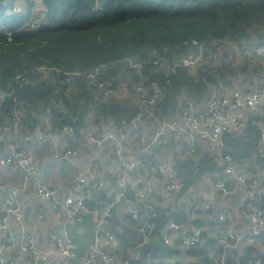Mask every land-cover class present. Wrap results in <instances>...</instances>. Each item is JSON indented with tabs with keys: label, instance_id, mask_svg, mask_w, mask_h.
Masks as SVG:
<instances>
[{
	"label": "trees",
	"instance_id": "16d2710c",
	"mask_svg": "<svg viewBox=\"0 0 264 264\" xmlns=\"http://www.w3.org/2000/svg\"><path fill=\"white\" fill-rule=\"evenodd\" d=\"M5 1L10 5L3 6ZM16 4H24L27 10L6 15ZM33 6L38 9L33 10ZM7 31L12 33V39H8ZM220 39L264 47V0H0V91L10 92L4 99L0 96V129L13 122L18 107L14 97L24 107L20 120L23 135L35 133L45 116L52 119L54 130L62 131L63 126L69 125L77 136L87 128V112L94 104H97L95 128L109 123L125 129L123 122L128 123L139 111L137 96L136 101H131L130 96L120 98L119 93L102 95L106 89L121 90L122 83L135 92L134 86L144 82L148 95L152 96L150 83L158 82L161 94L154 113L165 120L175 118L186 111L189 99L196 103L208 99L210 86L217 82L216 75H223L233 63L219 66L213 61L190 68L178 66L173 72L168 69L176 59L196 50L193 41L209 52H216ZM159 56L170 65L168 69L153 64ZM125 58L144 61L142 70L138 72L126 62L115 63ZM250 64L247 58L236 68L247 81ZM43 65L51 70H34ZM96 68L102 70L99 80L105 85L102 90L85 76L66 74L75 71L86 74ZM257 72V68L250 72L252 78ZM18 74H26L29 83L15 79ZM248 121L243 130L228 131L224 138L236 161L245 159L244 162L252 164L260 157V151L253 148L251 140L256 135L261 141V129L252 121L264 122V106L252 110ZM199 143H196L199 165L189 159L177 160V177L183 184L178 200L204 177L222 171ZM188 149H191L189 142ZM153 158L159 162L155 155ZM233 186L230 183V188ZM101 191H94V197L86 201L89 208L96 207L97 201L109 199L110 193ZM126 196L135 198L132 190H127ZM165 210L153 217L155 237L173 216L167 215L169 208ZM179 211L175 216L177 222L182 220ZM86 218L87 215L78 222L84 223ZM160 239L155 238L159 244L148 247L145 253L164 258L166 247ZM255 252L254 247H249L241 264H252L259 255ZM144 258L142 253L140 258L130 259L129 264H144L147 259ZM228 262L233 264L234 259L228 257Z\"/></svg>",
	"mask_w": 264,
	"mask_h": 264
},
{
	"label": "built area",
	"instance_id": "2783aa9c",
	"mask_svg": "<svg viewBox=\"0 0 264 264\" xmlns=\"http://www.w3.org/2000/svg\"><path fill=\"white\" fill-rule=\"evenodd\" d=\"M3 6H9L10 2L5 1ZM37 6H33V10H37ZM27 7L24 4H16L8 10L6 15H12L17 12H24ZM8 39H12L13 35L10 31L6 32ZM196 47V52H190L179 59H176L170 67L166 63L163 56H159L153 61L154 65L166 66L168 72H173L178 66L181 67H196L201 63L217 62L220 60V55L227 46L238 47L239 43L231 39H220L217 41V51L209 52L207 48L198 41H193ZM239 49V48H238ZM242 50L248 54L264 55V47H249L243 45ZM126 62L130 67L135 68L140 72L144 66V61H136L133 58H125L115 63ZM114 63V64H115ZM34 70L40 72H47L49 69L46 65L36 67ZM67 75L85 76L98 83V88L102 90L105 87L104 83H100L102 78V70L96 68L86 74L80 71L69 72ZM15 79H20L24 84L29 83V78L26 74H18ZM135 94L137 96V103L139 104V111L132 117L128 123L123 122L124 127L119 128L117 134H113L111 128H108L106 134L92 135L91 141L98 142L101 145L102 141H108L112 145V153L122 159L125 153L126 146L124 142L129 136L130 139L138 140L141 144L140 155L130 161L119 162V168L116 171V178L121 191H114L111 193L108 200L97 201V206L89 208L86 204L88 199H92L94 191H99L104 187V183L83 190L79 193H71L68 196L62 197L61 194L53 188L47 187L45 184L35 183L36 194L42 196L52 203V206L57 211H66L72 219L76 221H83L85 215H94L97 217L95 225V239L94 243L88 251L83 253L80 257L78 252V243L75 238L67 231L63 230L62 235H55L48 241L47 249L44 247V241L38 234L29 233L26 228V221L28 218H35L38 220L45 219L46 214L31 208H21L14 204L4 193L0 187V230L3 231V242L0 245V264H16V257L11 256L13 253V237L10 231V221L15 218L18 223V246L23 260L27 264H129L130 259L122 257V245L118 234L111 229V221L116 218L114 210L121 203L122 197L129 204H135L134 200L141 201V204L148 210L147 220L143 223L145 238L137 245L140 249H147L154 238V223L153 217L158 216L160 212L165 210L162 205L166 202L176 204L179 193L183 190V184L176 176V168L174 158L168 163L157 162L153 158L156 155V147L166 145L173 137H186L191 146V150L196 149L197 142H204L207 151L213 157V161L222 167L221 172L213 173L216 181V187L219 189L223 198H228L233 192L237 193L245 191L247 194V203L250 205V210L246 212L247 228L245 231L239 232L235 230H228L222 233L211 234L212 242L219 250L217 257L212 260L204 259L203 262L194 261V264H228L229 253L237 249L238 246L244 243H258L263 244L264 237V186L259 190L254 191L249 183L248 176L236 168V159L231 152V147L224 138V134L228 131H241L250 122L248 117L252 110L264 101V77L260 79L259 84L250 92L241 94L235 92L231 97L222 96L214 91L208 99L203 101L204 110H197L200 103L189 100L187 102V109L184 112L181 123L165 120L154 113L160 94L161 87L158 82H151L150 89L153 90V95H148V88L144 82H140L134 86ZM122 91V90H121ZM120 92L117 88L106 89L102 93L103 97H109ZM10 95L9 91H0L2 99ZM98 98L97 100H101ZM18 106L14 110L13 122L10 126L0 129V146L7 155L1 159V165H7L15 168L18 172L19 178L24 182L22 193H26L28 187L26 185L35 181V174L37 171V163L34 153L30 149L23 148L19 144V139L23 135L20 132V120L24 115V107L16 97L13 98ZM97 104L90 107L87 112L86 120L88 126L85 130L91 133H96L97 128L94 127L95 120L94 109ZM241 107L243 112L237 113L236 110ZM154 126L149 134L143 132V127ZM184 123V124H183ZM109 124V123H108ZM252 124L259 126L261 129V142L264 143V122L252 121ZM148 126V127H150ZM38 127L36 131H41ZM38 133V132H37ZM74 134L73 127L65 125L62 128L61 136L65 140ZM51 135V133H49ZM48 135V136H49ZM47 136V137H48ZM23 139L28 143L42 144L44 142V135L34 137V133L23 135ZM63 142L62 154L57 155L60 159L74 156L77 152L73 149L64 147ZM143 159L147 161L144 163ZM138 165H145L150 173L147 172L148 179L145 181L137 178ZM82 183V180L80 181ZM230 183H233V188H230ZM127 190H132L135 198L129 199L126 196ZM261 201V202H257ZM263 203V204H262ZM127 215L133 219L138 220L141 217V212L138 208L128 205ZM211 209L209 203H198L193 210V219L197 220L202 217L203 212ZM214 220L220 223L224 221H233L232 214L227 208L217 212ZM214 216H212L213 218ZM163 241L169 244L172 256H167L162 259H155L150 253H146L147 263L152 264H177L183 262L176 255V251L184 248L196 249L203 242V237L200 232L191 226V228H181L177 222L172 221L163 229ZM179 244V245H175ZM252 264H264V249L261 254L254 257Z\"/></svg>",
	"mask_w": 264,
	"mask_h": 264
},
{
	"label": "crops",
	"instance_id": "0c3cea01",
	"mask_svg": "<svg viewBox=\"0 0 264 264\" xmlns=\"http://www.w3.org/2000/svg\"><path fill=\"white\" fill-rule=\"evenodd\" d=\"M243 45L255 47L245 43ZM243 45L239 44L238 47L227 46L222 55H220V60L217 61L219 66L224 63H233V67H231V69L227 68V71L223 75H216L217 82L212 83L210 86L211 91L208 92L209 94L207 97H209L214 91L227 97H231L235 92H240L245 95L255 88L259 84L260 79L264 77V55L260 56L257 54H248L242 50ZM247 58L250 59L251 63L249 71L251 72L253 69H258L256 77L254 78H252L251 73L248 72V81L244 78V74L239 73V70H236L237 65L245 63ZM230 72L232 73L230 74ZM223 77L225 78L223 79ZM121 90L119 92L120 98L130 96L131 101H133L132 99L136 101V95L135 92H133V89L128 88L126 85L124 86L122 83ZM261 106H264V101L257 107V109H260ZM204 109V103H200L197 106V110L199 111H203ZM236 112L241 113L243 110L239 107ZM183 116L184 113H178L175 118L171 117L170 120L182 124L181 121ZM40 123L41 131H36L34 133V137L37 138L40 134L44 135L45 138L42 144L36 142L35 144H30L23 139V135L18 140L20 146L26 149L28 148L34 153L37 163L35 181L26 185L28 189L24 194L22 193L24 182L19 178L17 173L18 171L13 167L0 164V187L4 190V193L10 201L17 206L21 208L27 207L28 209L31 208L46 214L45 219L38 220L35 218H28L26 221V230L31 234L38 233L42 237L44 247L46 249L48 248V241H50L53 236L62 235L63 230H67L77 241L78 252L81 257L83 253L91 249L94 243L97 217L94 215H88L84 223L72 219L68 212L57 211L53 208L52 203L49 200L42 196H38L36 194L34 184H45L47 187L56 189L61 196L64 197L68 196L71 191L73 193H79L88 188L93 189V187L101 184L102 181L104 183V187H102V191H100L102 193H110L111 195L114 191H121L116 178V171L119 168L117 163H125L126 161L137 158L141 152V144L138 140H134L132 137L130 139L128 136L127 140L124 142V145L126 146L125 153L123 154L122 159H120L112 153L113 148L108 141H102L101 145H98V142H93L90 139L92 135L106 134L108 128H111L113 134H117L118 128L112 126L111 124L104 123L100 128L98 127L96 133L91 134L89 131L84 129L82 132H79L77 136L72 135V137L69 136L68 139L65 140L64 137L60 135L61 131L53 129L51 118L43 116ZM150 124L151 123H148V126H150ZM148 126L143 127V132H146V134H149L150 130L154 128V126ZM20 132H22L21 127ZM49 133H51V135H49ZM63 142L65 144V148L73 149L77 153L74 156L60 159L57 155L62 154ZM199 144L204 147L203 149H206V144L204 142H200ZM262 145L263 146L259 152L260 157L258 155V160L255 159L252 164H250V162H244L245 159H242V165L240 162L236 161V168L248 176L249 180H251L248 182L249 186H251L252 189L254 188V191L259 190V188L261 189L264 186V180L262 178L264 176L263 142ZM155 152V158L162 163H168L171 161V158H174L175 168H177V160L180 159H189L196 162V165H199L200 158L197 154V149L194 151H191L190 149L189 151L188 139L186 137L177 138L172 136L170 138V142L166 145L156 147ZM6 155V151H3L0 146V161L5 158ZM253 157L255 156L253 155ZM253 164L255 169H253ZM145 167V165H140V168L137 169V178L143 181L148 179L147 172L152 175ZM176 176H178L177 172ZM81 180L82 183L80 182ZM101 192L96 194L97 199H99ZM134 202L135 204H138L135 208L140 210L142 214L141 217L138 220H135L131 216L127 215L126 212L129 208L128 205L122 206L121 208L117 206L114 210L116 218L114 221L110 222L111 229L113 232L118 234L120 244L122 245V257L128 259H138L143 253L145 257L144 259H146V249H140L137 245L145 238L143 223L147 220L148 210L138 199L134 200ZM202 202L209 203L211 209L203 212L201 218L194 220L192 208ZM257 202L259 203L261 201ZM162 206L165 209H170L166 212L168 213V216L171 214L173 215L172 218L170 217L168 224L175 221L176 212L180 210L179 212L181 215H179V217H181L182 220L175 222H177L181 228H191L193 225V227L200 232V236L203 237V242L198 248L184 250L182 247V249L176 251L177 257L183 260V262H177V264H194V261L203 262L204 259L212 260L217 257L219 250L215 246L214 242H212L211 234L222 233L228 230H235L239 232L245 231L247 228L246 212L250 210V205L247 203V194L245 191L237 193L233 192L230 197L223 198L219 189L216 187V181L212 175L204 177L195 187L189 189V191L183 195L181 200H177L176 205L166 202ZM223 208L230 210L233 221H224L220 223L219 221L214 220L217 217L215 216L217 215V212L222 211ZM212 216L214 217L212 218ZM18 226L19 225L16 219L12 218L10 221V231L12 235H14V251L10 255L16 257V264H27V262L23 260L18 246ZM155 238L160 239L162 243L163 235L158 234V237L152 238L149 247L153 246L154 248V246L159 244L160 241L156 242V240H154ZM2 242L3 231L1 229L0 245ZM262 242V245L247 242L238 246L237 249L232 250L229 253V257L234 259L233 264H241V261L247 256L249 247H254L256 249L255 254L260 255L264 249V237ZM162 244L166 247L164 258L172 256L169 244L164 241ZM151 256L154 258L152 254ZM146 263L147 259L144 264ZM152 264L157 263L155 262Z\"/></svg>",
	"mask_w": 264,
	"mask_h": 264
},
{
	"label": "rangeland",
	"instance_id": "374dc122",
	"mask_svg": "<svg viewBox=\"0 0 264 264\" xmlns=\"http://www.w3.org/2000/svg\"><path fill=\"white\" fill-rule=\"evenodd\" d=\"M192 52H196V50L192 51ZM136 95V94H135ZM251 142H253V148L260 151V149L262 148V142L260 140H258V138L256 137V135H254V137L252 138ZM241 165L243 164V161L241 160Z\"/></svg>",
	"mask_w": 264,
	"mask_h": 264
},
{
	"label": "water",
	"instance_id": "95a60500",
	"mask_svg": "<svg viewBox=\"0 0 264 264\" xmlns=\"http://www.w3.org/2000/svg\"><path fill=\"white\" fill-rule=\"evenodd\" d=\"M121 64H117L116 66H120ZM138 168H140V165H138ZM263 180H264V176L262 177ZM126 205H129V206H132V207H135L134 204H129L124 197H122V200H121V203L119 204V208H121L122 206H126Z\"/></svg>",
	"mask_w": 264,
	"mask_h": 264
}]
</instances>
